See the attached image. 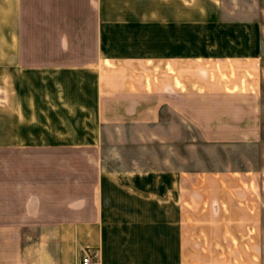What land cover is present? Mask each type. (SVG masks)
I'll return each instance as SVG.
<instances>
[{"label":"crops","instance_id":"crops-1","mask_svg":"<svg viewBox=\"0 0 264 264\" xmlns=\"http://www.w3.org/2000/svg\"><path fill=\"white\" fill-rule=\"evenodd\" d=\"M263 16L258 0H0V264H81L86 248L99 264H264ZM200 143L256 151L220 171L244 203L184 204L183 182L216 177L183 169Z\"/></svg>","mask_w":264,"mask_h":264},{"label":"rangeland","instance_id":"rangeland-1","mask_svg":"<svg viewBox=\"0 0 264 264\" xmlns=\"http://www.w3.org/2000/svg\"><path fill=\"white\" fill-rule=\"evenodd\" d=\"M259 6L264 8V0H258ZM262 28L264 34V16L262 19ZM263 55H264V36H263ZM264 65V64H263ZM263 76H264V66H263ZM263 108H264V78H263ZM182 138L183 144H186L188 137L193 138L195 134L192 133L188 128L182 125ZM116 133L107 132L104 136L108 141H112ZM150 135L148 133H119V137H124L130 139H138V137ZM264 136V132H263ZM115 140V139H114ZM184 146V145H183ZM207 146V147H206ZM200 143L196 148L183 147V169H198L212 167L215 169L216 177L208 180L199 181H186L183 182V202L184 204H196V205H236L244 203L246 198L244 193L240 195L241 184L237 179L238 175L234 173L224 174L220 171H232L238 170V165L240 160L245 161L246 157L250 160L258 161V155L255 150L250 149H240L237 146H208ZM110 156L113 150H109ZM124 151V150H123ZM106 155L109 156V153ZM31 153L29 150H24L23 152V171L26 175L36 169L31 168ZM14 166L7 167V169H0V172L6 174L7 177L14 174ZM1 174V173H0ZM24 184H29V181L24 177ZM203 232V230H200ZM201 238V236H200ZM204 240V238H203ZM201 242V239H200ZM198 245V247H206L205 243ZM197 247V248H198ZM202 251V250H200ZM198 264H206V261H198Z\"/></svg>","mask_w":264,"mask_h":264},{"label":"built area","instance_id":"built-area-1","mask_svg":"<svg viewBox=\"0 0 264 264\" xmlns=\"http://www.w3.org/2000/svg\"><path fill=\"white\" fill-rule=\"evenodd\" d=\"M99 252L95 248H86L82 252L81 264H99Z\"/></svg>","mask_w":264,"mask_h":264}]
</instances>
